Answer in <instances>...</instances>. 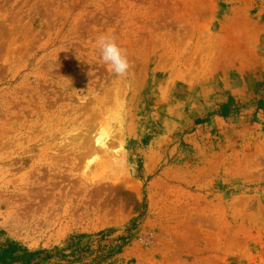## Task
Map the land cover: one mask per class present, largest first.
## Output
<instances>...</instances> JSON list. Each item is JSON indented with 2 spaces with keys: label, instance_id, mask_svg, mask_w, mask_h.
<instances>
[{
  "label": "rangeland",
  "instance_id": "rangeland-1",
  "mask_svg": "<svg viewBox=\"0 0 264 264\" xmlns=\"http://www.w3.org/2000/svg\"><path fill=\"white\" fill-rule=\"evenodd\" d=\"M0 264H264V0H0Z\"/></svg>",
  "mask_w": 264,
  "mask_h": 264
},
{
  "label": "clouds",
  "instance_id": "clouds-1",
  "mask_svg": "<svg viewBox=\"0 0 264 264\" xmlns=\"http://www.w3.org/2000/svg\"><path fill=\"white\" fill-rule=\"evenodd\" d=\"M96 45L100 59L108 66L110 72L117 77H126L132 65L127 50L117 44L115 37L101 35L96 40Z\"/></svg>",
  "mask_w": 264,
  "mask_h": 264
},
{
  "label": "bare ground",
  "instance_id": "bare-ground-1",
  "mask_svg": "<svg viewBox=\"0 0 264 264\" xmlns=\"http://www.w3.org/2000/svg\"><path fill=\"white\" fill-rule=\"evenodd\" d=\"M96 144L100 145L101 147H103V141H101L99 138L96 140Z\"/></svg>",
  "mask_w": 264,
  "mask_h": 264
}]
</instances>
